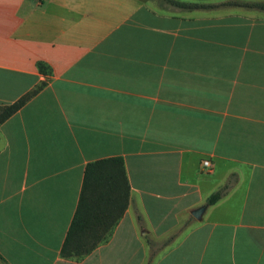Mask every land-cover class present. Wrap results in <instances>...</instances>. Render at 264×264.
I'll return each instance as SVG.
<instances>
[{
    "label": "crops",
    "instance_id": "crops-1",
    "mask_svg": "<svg viewBox=\"0 0 264 264\" xmlns=\"http://www.w3.org/2000/svg\"><path fill=\"white\" fill-rule=\"evenodd\" d=\"M39 86L0 124V263L146 264L178 234L151 264H264V11L0 0V107ZM109 158L128 208L63 259L84 169Z\"/></svg>",
    "mask_w": 264,
    "mask_h": 264
},
{
    "label": "trees",
    "instance_id": "trees-1",
    "mask_svg": "<svg viewBox=\"0 0 264 264\" xmlns=\"http://www.w3.org/2000/svg\"><path fill=\"white\" fill-rule=\"evenodd\" d=\"M179 9L191 11L221 6L241 7L264 11V2L230 0L218 5L158 0ZM41 86L22 96L15 103L0 107V124L16 113ZM227 185L206 200V206L215 204L224 194ZM129 183L121 158H109L89 163L83 173L82 186L75 214L63 241L60 255L66 260H81L100 245L107 243L129 205ZM178 234L160 243L147 241L151 264L157 253L169 246Z\"/></svg>",
    "mask_w": 264,
    "mask_h": 264
},
{
    "label": "water",
    "instance_id": "water-1",
    "mask_svg": "<svg viewBox=\"0 0 264 264\" xmlns=\"http://www.w3.org/2000/svg\"><path fill=\"white\" fill-rule=\"evenodd\" d=\"M204 209H205L204 207H201V208H198V209L194 210L192 212V216L195 219L200 220L201 219V214L203 213Z\"/></svg>",
    "mask_w": 264,
    "mask_h": 264
},
{
    "label": "built area",
    "instance_id": "built-area-1",
    "mask_svg": "<svg viewBox=\"0 0 264 264\" xmlns=\"http://www.w3.org/2000/svg\"><path fill=\"white\" fill-rule=\"evenodd\" d=\"M202 166L204 169L207 170V172L211 171L212 165L209 161H207V160L203 161Z\"/></svg>",
    "mask_w": 264,
    "mask_h": 264
},
{
    "label": "rangeland",
    "instance_id": "rangeland-1",
    "mask_svg": "<svg viewBox=\"0 0 264 264\" xmlns=\"http://www.w3.org/2000/svg\"><path fill=\"white\" fill-rule=\"evenodd\" d=\"M204 171H205V172H207V170H206V169H204ZM167 247H168V246H167ZM165 248H166V247H165ZM165 248H164V249H165ZM147 262H148V260H147ZM0 264H2V263H0ZM146 264H147V263H146Z\"/></svg>",
    "mask_w": 264,
    "mask_h": 264
}]
</instances>
